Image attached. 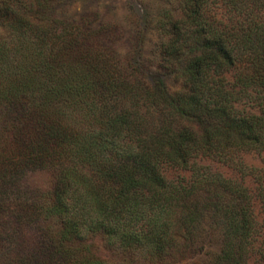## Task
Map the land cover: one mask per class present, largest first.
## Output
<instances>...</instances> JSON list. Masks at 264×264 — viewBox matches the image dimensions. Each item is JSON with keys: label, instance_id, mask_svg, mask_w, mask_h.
<instances>
[{"label": "trees", "instance_id": "obj_1", "mask_svg": "<svg viewBox=\"0 0 264 264\" xmlns=\"http://www.w3.org/2000/svg\"><path fill=\"white\" fill-rule=\"evenodd\" d=\"M160 1L144 56L67 0H0L4 205L18 168L50 175L28 206L56 224L59 264H108L92 236L146 264H264L240 180L241 155L264 154V0Z\"/></svg>", "mask_w": 264, "mask_h": 264}, {"label": "rangeland", "instance_id": "obj_2", "mask_svg": "<svg viewBox=\"0 0 264 264\" xmlns=\"http://www.w3.org/2000/svg\"><path fill=\"white\" fill-rule=\"evenodd\" d=\"M67 5L73 13L95 12L93 18L120 26L124 38L118 45L121 52L128 49L134 51L138 45L142 46L144 56L152 52L156 41L152 22L161 9L160 0H67ZM140 29H146L142 43L137 32ZM10 117V112L0 115V137L5 135V121ZM241 160L245 166L254 170L253 176H244L240 180L252 195L253 213L259 228L258 244L264 248V154H242ZM210 167L225 177L237 178L225 166L213 163ZM163 175L167 180H174L187 173L166 168ZM259 184L261 198L257 195ZM7 186L16 189L13 191L17 195V201L13 199L14 204L7 208L4 205L7 201L5 196H11L0 193V264H59L55 244L56 224L41 221L36 214L38 211L33 206H28L34 202L30 199L35 191L45 192L50 188V175L45 171L18 168L16 174L6 181L5 187ZM82 247L88 254L108 264H146L142 259L106 247L99 236L87 238Z\"/></svg>", "mask_w": 264, "mask_h": 264}]
</instances>
